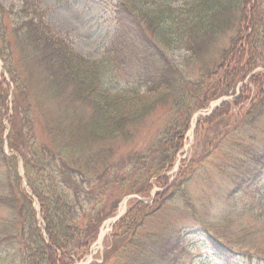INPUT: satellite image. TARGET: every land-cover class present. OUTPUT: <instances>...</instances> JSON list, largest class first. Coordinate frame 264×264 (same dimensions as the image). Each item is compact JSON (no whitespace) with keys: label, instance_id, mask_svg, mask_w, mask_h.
Listing matches in <instances>:
<instances>
[{"label":"trees","instance_id":"trees-1","mask_svg":"<svg viewBox=\"0 0 264 264\" xmlns=\"http://www.w3.org/2000/svg\"><path fill=\"white\" fill-rule=\"evenodd\" d=\"M13 8L6 10L0 3V61L12 83L10 90L0 72V206L10 211V217L0 222V245L15 249L20 255L16 264H72L85 255L121 197L148 198L156 186L159 190L150 202L138 198L129 203L111 230L110 239L118 245L104 251L102 262L90 264H179L186 235L170 224H152L170 200L186 197V167L173 181L166 172L183 146L193 112L234 94L247 76V84L239 87L240 96L220 103L195 128L242 102H248L249 108L264 106V73L251 74L256 45L263 40L261 1L199 0L189 15L155 1H116L112 43L92 61L77 55L47 26L44 11L33 0H20ZM226 36L229 44L223 45ZM169 49L188 52L185 61L198 66L197 79L187 77L170 61ZM13 57L26 76L19 75ZM166 105L179 118L163 128L147 149L153 167L146 168L143 153L118 155L119 145L137 136L140 122ZM30 107L44 120L46 142L38 143L32 134ZM3 115L9 124L5 135ZM4 142L13 154L4 151ZM14 154L21 159L23 178ZM233 182L228 203L239 197L240 205L229 204L219 220L225 218L229 224L237 211L253 216L251 226L247 221L239 223L248 224V229L240 227L241 236L228 233L241 249L223 239L229 226L222 236L217 226L212 229L204 221H199V228L209 250L225 264H241L236 256L252 264L250 246L258 234L264 238V188L247 187L251 179L244 175ZM122 186L128 190L116 195ZM105 196L111 199L108 210L101 205ZM254 248L257 261L264 262V245Z\"/></svg>","mask_w":264,"mask_h":264},{"label":"rangeland","instance_id":"rangeland-1","mask_svg":"<svg viewBox=\"0 0 264 264\" xmlns=\"http://www.w3.org/2000/svg\"><path fill=\"white\" fill-rule=\"evenodd\" d=\"M116 1L119 0H33L44 11L43 20L47 26L54 33L68 41L77 55L89 61L99 58L104 54V50L110 43H112L113 31H115L112 6ZM149 1H155V3L172 8L175 7L179 10V14L189 15V11H193L191 10L193 5L198 3L199 0ZM260 1L261 7L264 9V0ZM0 3L6 10H9L11 7L16 8L20 0H0ZM262 35L263 40L256 45L257 48L254 51L256 66L251 74L256 72L264 73V29ZM228 37L226 36L224 39L223 45L229 44ZM168 55L170 61L180 67L184 75H187V77L190 75L192 79L198 78L200 73L198 66H192L191 61H189V64L185 61L188 57L187 51L169 49ZM15 58L13 57L14 65L18 68L19 75L26 76L27 72L25 68ZM214 58H216V55ZM1 65L0 61V72L6 81L11 84V90L12 83H10L8 74L2 69ZM247 77L238 83L234 94L211 100L207 106L193 112L189 121V127L184 135L183 146L178 152L173 166L166 172L168 180L173 181L178 172L183 167H186L184 171L186 176L185 179L183 178L186 197H182L183 200L175 197L170 200L155 216L152 224L173 225L181 229L187 236H185L183 242L184 254L179 264H206L207 262L211 264H225L209 250L210 247L203 237L204 234L200 231L199 221H204L208 225L213 226L214 228L212 229H217L218 227L219 229L216 232L221 236V232L226 231V227L229 226L230 231H227L226 235L223 234V239L230 240L232 243H234L233 241L236 242V238L229 237L228 233L233 231V236H241L240 227L244 225V229H248V226H245L248 224L239 223L247 221L251 226L254 222L252 215H240L241 212L237 210V213L230 216L232 222L229 224L224 221L225 218L222 219L223 222L219 219L222 218L223 214H226L224 210H228L227 206L229 204L240 205L239 197H236V201L228 203V200L231 199L228 195L234 188L233 181L235 179L244 175L251 179L247 187L259 188L260 186L264 188V106L249 108L248 102H242V104L237 106L230 105L231 109L226 115L217 119L212 118V121L209 120L198 127V129L195 128L197 121L200 118L210 116L220 103L231 101L236 96L239 97L241 93L239 87L247 84ZM250 88L252 87L250 86ZM32 93L31 91L30 98L32 97ZM7 103L8 113L11 114L10 93L7 96ZM18 114V124L20 125L22 122L20 106L18 107ZM30 115L33 122L32 134L38 143L46 142L48 132L43 124L44 120H42L37 110H33L31 107ZM177 118H179V114L174 111L171 105L153 110L146 120L141 121L136 127L137 136L131 142L119 145L117 154L123 156L133 151L143 153L147 160L146 168L153 167L152 155L147 149L156 140L157 135H159L163 128L177 120ZM2 123L5 135L9 131L7 115L2 116ZM3 146L4 151L10 155L11 152L7 149L5 142ZM14 155L16 156V154ZM16 158L18 165L17 173L23 178L21 159L18 156ZM1 173L2 168H0V176ZM127 190L128 186H122L116 190V195H122ZM157 190L159 188L156 186L152 187L148 198H141L137 194H125L121 197L113 213L103 219L96 238L91 243V246H89L85 255L72 264L102 262L104 251L111 247V245H118L117 241L110 239V234L112 220L118 214L121 204L124 203L123 211L121 212L122 216L133 199L140 198L144 202H150ZM1 191L0 189V193ZM247 198L250 201V198ZM110 203V198L106 196L101 198V205L106 210H108ZM189 203L192 205L189 208L186 207V209L185 206ZM32 206L38 216V205L35 200ZM191 214L197 218V222L192 219L193 216ZM8 217H10V211L6 207L0 206V222ZM101 230H104L105 233L99 240ZM250 241L253 240L251 239ZM246 245L248 246L249 242ZM255 245L256 247L264 245V238H261L259 234L257 235L256 242L250 246L252 248V264H264L263 261H257L256 256L253 254L254 251L256 252ZM234 248L236 250L241 249L240 245H236L235 243ZM17 260H20V255L15 253V249L0 245V264H16ZM236 260L241 264H250L247 258L243 256L242 258L236 256Z\"/></svg>","mask_w":264,"mask_h":264},{"label":"bare ground","instance_id":"bare-ground-1","mask_svg":"<svg viewBox=\"0 0 264 264\" xmlns=\"http://www.w3.org/2000/svg\"><path fill=\"white\" fill-rule=\"evenodd\" d=\"M124 203L121 204L118 213H121L123 211ZM105 231L101 230L100 235H99V240L102 238V235H104Z\"/></svg>","mask_w":264,"mask_h":264}]
</instances>
